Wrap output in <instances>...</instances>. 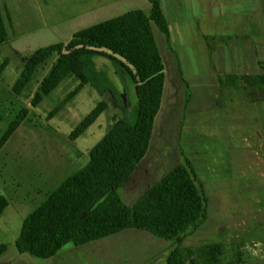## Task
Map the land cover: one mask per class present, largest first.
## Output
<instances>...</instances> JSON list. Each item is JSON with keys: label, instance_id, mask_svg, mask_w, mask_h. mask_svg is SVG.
Wrapping results in <instances>:
<instances>
[{"label": "rangeland", "instance_id": "1", "mask_svg": "<svg viewBox=\"0 0 264 264\" xmlns=\"http://www.w3.org/2000/svg\"><path fill=\"white\" fill-rule=\"evenodd\" d=\"M134 9L148 13L149 1L115 0L84 17L8 39L0 45V65L7 59V64L0 72V137L19 111L27 109L22 122L0 148V195L8 201L0 216V242L14 246L23 219L64 179L87 163L89 150L110 128L113 118L129 116L137 101L129 72L132 68L120 57L110 58L108 50L100 49L81 57L86 84L64 107L49 117L50 111L74 89L79 80L68 76L49 94L44 95L36 106H32L33 95L56 55L53 54L45 65L40 66L23 93L18 96L12 91V86L22 71L25 59L41 47L68 42L80 29ZM150 27L167 73L174 56L172 52L166 51L165 37L160 29L153 22ZM179 61L183 73L181 57ZM200 67L204 68L202 64H195L194 76L182 74L189 86L184 85V95L188 99L190 97L189 103L178 105L169 114L164 113L160 117L158 113L155 119V126L160 132L158 151L166 156L163 160L168 155L170 158L142 182L135 183L133 172L120 185L118 192L123 201L131 204L168 169L189 159L200 181L213 180V183H209L216 184L218 192L227 191L231 196L228 197V207L237 204L239 209H251L252 205L256 211L264 213V188L261 186L264 179V101L247 105L245 108L249 109L250 123L240 122L230 111L236 88L226 89L219 95L210 94L207 88L199 84L205 78L196 71ZM191 83L196 84L192 87ZM208 93L219 109L208 106ZM238 94L234 96L236 99ZM101 101L106 103V107L98 118L80 136L71 139L69 135L72 130ZM247 127H260L263 131L259 138L262 146L256 155L248 152L250 140L247 139ZM154 142L152 136L151 144ZM254 144L258 148V140ZM151 154L148 152L146 160L158 157ZM202 185L208 196L210 190L205 183ZM221 194L225 195L223 192ZM230 215L229 211L226 218L220 221L227 223L234 220ZM263 215L253 216L249 220L256 222L260 218L264 219ZM214 222L210 218L195 231L193 237L183 242V246L202 243L205 233ZM174 245L173 240L156 237L148 231L124 229L85 247L82 251L85 257L83 259L82 255L81 263L166 264L167 255Z\"/></svg>", "mask_w": 264, "mask_h": 264}, {"label": "trees", "instance_id": "2", "mask_svg": "<svg viewBox=\"0 0 264 264\" xmlns=\"http://www.w3.org/2000/svg\"><path fill=\"white\" fill-rule=\"evenodd\" d=\"M148 13L134 9L119 16L76 31L66 43H54L35 50L25 59L23 68L12 91L21 95L29 82L43 66L56 55L46 75L33 95L31 105L36 106L65 78L74 76L79 83L54 107L49 117L86 84L81 57L108 50L110 58L123 59L135 86L136 106L124 118H113L110 128L89 150L87 163L64 179L45 200L22 221L14 245L20 253L36 258H48L67 243L75 245L97 240L124 229H139L165 240H173L166 264H216L225 251L219 244L185 247L184 238L206 218V194L196 176L192 163L185 159L132 205L123 202L118 192L145 155L150 141L154 118L159 110L163 84L164 64L151 31L153 22L164 34L169 45L166 19L158 0H148ZM211 40L206 36L210 49ZM8 41V34L0 12V45ZM7 64L5 59L0 72ZM242 101L264 100V74L253 76L223 75L217 78V93L237 89ZM99 102L70 133L71 139L80 136L105 109ZM23 108L9 123L0 137V148L26 116ZM8 205L0 195V216ZM7 245L0 242V254Z\"/></svg>", "mask_w": 264, "mask_h": 264}, {"label": "crops", "instance_id": "3", "mask_svg": "<svg viewBox=\"0 0 264 264\" xmlns=\"http://www.w3.org/2000/svg\"><path fill=\"white\" fill-rule=\"evenodd\" d=\"M158 1L168 26L169 45L165 39V49L172 52L174 56L170 62V68L167 67L169 68L167 73L162 59L164 84L161 103L157 112L159 117L165 115L164 113L169 114L178 105L185 106L189 103L190 97L188 99L184 95V85L187 83L183 75H196L195 64L197 63L204 67L196 70L199 76H205L199 84L201 87L207 88L210 94L217 93L218 76L264 74V0ZM112 2L115 0H0V12L8 39L11 40L26 36L36 30L84 17ZM150 7L149 3V10ZM206 36L220 40L218 42L211 40L213 48L210 49L205 41ZM180 57L183 60V73L180 68ZM189 79L191 82L192 79ZM195 84L191 83L192 87ZM241 85L242 83L239 82L238 88L235 90L236 93L242 92ZM209 93L207 97L208 106L219 109L220 107L217 106L216 102L214 103ZM236 93L233 95L234 104L230 107V111L233 116L240 119V122L250 123L249 109L245 107L261 101H242L240 97L237 99L234 97ZM156 116L147 151L133 171L135 183L147 179L162 163L170 158L168 155L163 160L166 156L158 151L157 142L160 132L155 126ZM247 132L249 133L247 139L250 140L248 152L256 155L257 150L262 146L259 138L263 131L260 127H247ZM152 136L155 139L153 145L151 144ZM256 140H258V148L254 144ZM148 152L153 153L151 156L155 155L159 158H147L146 160ZM176 166L178 165L168 169L158 180ZM207 181L206 179L201 180L202 184L205 183L210 190L209 195L206 196V218L184 238L183 242L193 237L195 231L208 222L210 218L214 219L215 222L210 225L209 230L205 233L202 243L197 242L198 245L185 247L195 248L203 244L225 246V251L216 264H264V219L260 218L253 223L249 220L253 216L258 217L259 214L261 216L264 213L256 211L257 209L253 208L252 205H250L251 209L240 208L242 211L237 204L228 207V199L231 196L227 194V191L218 192L215 189L217 188L216 184H210L213 183L211 182L213 180ZM133 184L132 186L135 187L136 185ZM261 186L264 188V179ZM222 192L225 193L224 196H221ZM214 203L215 205L209 207V204ZM229 211L233 216L230 215V218H234V220L227 223L220 221L226 218ZM230 218L227 217V219ZM94 241L96 240L80 245L67 243L54 255L43 259L27 253H20L15 245L6 244L7 249L0 254V264H82L81 257L82 255L83 259L85 257L82 251Z\"/></svg>", "mask_w": 264, "mask_h": 264}]
</instances>
